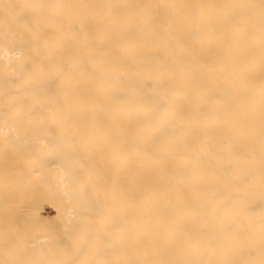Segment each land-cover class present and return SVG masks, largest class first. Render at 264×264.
<instances>
[{"label": "bare ground", "instance_id": "obj_1", "mask_svg": "<svg viewBox=\"0 0 264 264\" xmlns=\"http://www.w3.org/2000/svg\"><path fill=\"white\" fill-rule=\"evenodd\" d=\"M0 264H264V0H0Z\"/></svg>", "mask_w": 264, "mask_h": 264}]
</instances>
